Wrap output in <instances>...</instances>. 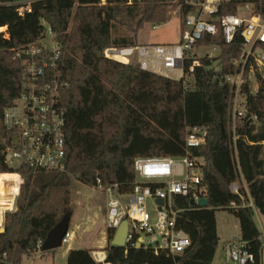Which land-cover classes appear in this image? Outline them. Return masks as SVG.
<instances>
[{"label":"trees","instance_id":"obj_1","mask_svg":"<svg viewBox=\"0 0 264 264\" xmlns=\"http://www.w3.org/2000/svg\"><path fill=\"white\" fill-rule=\"evenodd\" d=\"M14 1L0 0V28L6 29L0 33V135L2 112L18 96L20 85L11 49L41 37L44 21L59 48L63 88L57 106L66 117V167L63 173L28 166L15 169L23 185L16 211L6 216L0 233V255L20 263L67 212L72 216L71 180L91 188L99 181L129 189L135 159L183 157L187 129L200 127L209 136L191 154L206 169L203 188L208 208L190 209L187 199L175 197V207L184 210L179 226L189 234L192 248L172 257L114 247L110 245L113 232L107 230L106 260L111 264H212L219 244L214 214L226 210L236 217L239 238L248 244L255 264H260L261 233L255 214L250 208L228 209L231 202L242 204L229 191L241 176L256 212L264 217V84L255 95L247 92V117L235 122L233 132L231 89L219 81L233 73L231 61L239 55L240 38L227 45L220 34L206 35L202 43L220 49L218 70L209 69L210 61L201 59L194 70L195 91L187 93L180 82L104 57L107 49L138 46L137 35L145 25L169 23L172 11L178 13L187 0H36L22 17ZM246 3L254 6V13L264 12V0H228L218 15L234 14ZM117 27L128 34L113 35ZM9 172L1 163L0 173ZM91 252L70 249L66 264H97Z\"/></svg>","mask_w":264,"mask_h":264},{"label":"built area","instance_id":"obj_2","mask_svg":"<svg viewBox=\"0 0 264 264\" xmlns=\"http://www.w3.org/2000/svg\"><path fill=\"white\" fill-rule=\"evenodd\" d=\"M226 1L187 0L178 12L181 26L180 39L176 44L107 49L104 57L125 65H136L144 72L180 82L183 90L190 93L195 91L194 70L200 66L201 59L210 61L209 69L218 70L220 49L216 45L202 43L206 35L220 34L227 45L240 38L242 45L239 55L231 61L233 73L219 78L231 89L229 107L234 132L235 122L247 117V92L255 95L264 84V12L256 14L254 6L246 3L238 6L234 14L219 16L220 8ZM13 5L19 7L18 15L21 17L31 11L29 3L22 6L14 1ZM41 23L45 28L41 37L35 42L11 49V59L20 71V85L18 96L2 112L0 164L11 172L0 173V233L5 229L6 216L16 211L17 198L23 185V179L15 169L28 166L63 173L66 167V117L65 112L57 106L58 93L63 88L58 68L59 48L48 24L44 21ZM206 47L211 51L199 56L197 50ZM208 136L206 128L191 127L187 129L184 140L183 157L135 159L132 163L134 179L129 189L125 190V185L121 183L103 186L99 181L92 187L108 200L103 221L107 230L114 233L122 221H127L124 248L150 250L155 255L164 252L172 257L192 248L189 234L179 226V215L184 210L175 207V197L185 198L189 203L206 198L204 168L192 157L191 150L205 145ZM229 191L239 197L242 204L237 206L231 202L228 209L250 208L256 213L241 176L239 181L229 185ZM159 200L162 201L161 205ZM63 237L60 248L68 247L73 231L68 228ZM259 241L262 246L264 234H261ZM43 242L39 241L33 253L25 257L31 263L35 259L45 260L53 252H43ZM222 251L224 256L219 264H255L248 244L240 238L224 243ZM91 254L97 264H111L102 250H93ZM0 264L13 263L2 253ZM18 264H22V261Z\"/></svg>","mask_w":264,"mask_h":264},{"label":"rangeland","instance_id":"obj_3","mask_svg":"<svg viewBox=\"0 0 264 264\" xmlns=\"http://www.w3.org/2000/svg\"><path fill=\"white\" fill-rule=\"evenodd\" d=\"M36 0H15L18 4L26 6ZM179 12V10H178ZM181 19L178 13H171L169 23L156 26L145 25L137 35V43L139 45H170L179 42V30ZM1 29V28H0ZM0 32H5V29ZM128 34L125 28L117 27L113 31V35ZM47 35L45 38L47 39ZM211 51L210 48H200L197 50L199 56L206 55ZM213 54L216 55L215 52ZM71 209L72 216L69 223V230L73 231V238L68 247H61L53 250L49 257L45 260L35 259L32 263L25 257L22 264H66L68 250H100L103 242V233L105 226L101 221L105 219L107 198L100 194L98 190L87 185H82L75 180H71ZM255 226L262 235L264 234V217L254 213ZM216 233L220 239L216 255L212 264H219L220 258L224 256L222 246L224 243L235 242L240 237L238 229V221L234 215L226 210H216ZM261 263L264 264V242L261 246ZM32 257V256H31ZM221 263V262H220Z\"/></svg>","mask_w":264,"mask_h":264},{"label":"water","instance_id":"obj_4","mask_svg":"<svg viewBox=\"0 0 264 264\" xmlns=\"http://www.w3.org/2000/svg\"><path fill=\"white\" fill-rule=\"evenodd\" d=\"M206 179V169H203V180ZM158 203L161 205L162 201L159 200ZM189 206L192 207H199V208H208V200L207 198H202L198 200L197 203L194 201L189 203ZM70 216L71 214L67 212L61 219V221L56 224L50 232L47 234L46 239L42 245L43 252H50L52 250L58 249L61 246V241L64 238V234L67 232L70 223ZM127 221L124 220L121 222L119 227L114 231L113 238L110 241V245L114 247L122 248L125 246V239L127 237ZM138 249V248H136Z\"/></svg>","mask_w":264,"mask_h":264},{"label":"crops","instance_id":"obj_5","mask_svg":"<svg viewBox=\"0 0 264 264\" xmlns=\"http://www.w3.org/2000/svg\"><path fill=\"white\" fill-rule=\"evenodd\" d=\"M103 221H104V219L101 221V224L103 225ZM107 229H106V227H105V231H104V233H103V242H102V246L100 247L101 249L100 250H104V248H105V246L107 245V242H108V238H107ZM219 238V237H218ZM219 241H220V239H219ZM223 247V246H222ZM222 260H223V257L222 258H220V262H222ZM220 262H218V263H220Z\"/></svg>","mask_w":264,"mask_h":264},{"label":"bare ground","instance_id":"obj_6","mask_svg":"<svg viewBox=\"0 0 264 264\" xmlns=\"http://www.w3.org/2000/svg\"><path fill=\"white\" fill-rule=\"evenodd\" d=\"M0 31H3V28H1V29H0ZM99 256H100V257H102V255H101V254H100Z\"/></svg>","mask_w":264,"mask_h":264}]
</instances>
